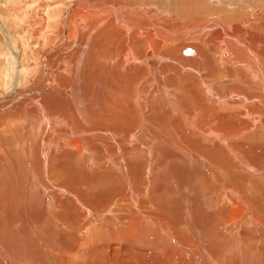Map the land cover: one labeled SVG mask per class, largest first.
Returning <instances> with one entry per match:
<instances>
[{
	"label": "bare ground",
	"instance_id": "obj_1",
	"mask_svg": "<svg viewBox=\"0 0 264 264\" xmlns=\"http://www.w3.org/2000/svg\"><path fill=\"white\" fill-rule=\"evenodd\" d=\"M149 1L16 9L0 264H264V0Z\"/></svg>",
	"mask_w": 264,
	"mask_h": 264
},
{
	"label": "rangeland",
	"instance_id": "obj_2",
	"mask_svg": "<svg viewBox=\"0 0 264 264\" xmlns=\"http://www.w3.org/2000/svg\"><path fill=\"white\" fill-rule=\"evenodd\" d=\"M44 1H47L48 2V0H0V4H1V6H0V16H1V13H2V11H1V8L3 7V5H5L7 8H9L10 10H11V13H9L8 14V16H9V21L12 23V26H11V29H12V36L14 37V39H15V43H14V45L11 43V37H10V39L9 40H7V36L9 35L8 33H6L5 31L3 32V29L1 30L0 29V69H7V67H8V64H7V55H8V53L6 54V52H3L2 53V49H4V48H6V46H7V42H8V44L11 46V47H13V48H19V41L21 42L22 40H24L23 42H22V44H24V43H26V41L28 40V42H30V43H28L29 44V46L33 43L32 41H31V39L33 40L34 38L29 34V36H31V39H30V37L28 38L27 37V39L25 38L24 39V36L26 35V34H28L30 31H29V27L27 28V31H25L24 32V28H25V26H24V24H19V25H17L16 24V22H20L19 21V18L15 15V11H16V9H19V8H22V6H28L30 3L32 4V6H33V8L32 9H30V11L29 12H32V10L34 11L35 9L34 8H40L41 7V9L44 7L43 5H39V4H42ZM49 1H53V0H49ZM155 1L156 0H151V1H149V4H153L154 5V3H155ZM157 3V2H156ZM193 3L194 4H196L197 6H202V4H203V2L201 1V0H193ZM28 4V5H27ZM30 4V5H31ZM49 4H52V3H49ZM40 6V7H39ZM54 6V5H53ZM224 6V5H223ZM223 6H219V8H221V7H223ZM218 8V7H217ZM59 9H56V6H54V7H52L51 8V10H50V12L53 14V15H56V12L58 11ZM27 11V12H28ZM168 11H170V9H168ZM14 15H15V17H14ZM17 18V19H16ZM35 19V18H34ZM33 18H32V21L34 20ZM192 49H194L195 50V48L194 47H191ZM186 49H187V47H186ZM28 49H26L25 51H26V53L27 54H29L28 53V51H27ZM5 51H7V50H5ZM2 53V54H1ZM22 53V51L20 50V54ZM184 53V52H183ZM185 54V53H184ZM183 54V55H184ZM184 56H187V54L186 55H184ZM17 61V63H16V65H15V70H17V69H19V68H21V63H20V58L18 59V60H16ZM29 61V60H28ZM27 66L29 67V65H28V63H27ZM20 73V72H19ZM5 79H7V74H5ZM2 84H5V83H2ZM0 94H1V88H0ZM243 124V123H242ZM13 140V139H12ZM14 143V144H13ZM9 142L7 145H9V151H8V153L7 154H4V155H1L0 154V166H2L3 165V169L1 168L0 169V180H2L0 183H1V186H0V188L2 189V190H4V189H7L8 188V185L10 184V182H9V180H11V174H12V172L10 171V170H12L13 171V165H22V163H20L21 162V160H18V162L16 163V159L14 160V156H16V153H17V151H16V149H15V142ZM13 152V153H12ZM11 155H10V154ZM13 154V155H12ZM15 154V155H14ZM8 156V157H7ZM11 156H13V157H11ZM17 157V156H16ZM13 159V160H12ZM20 161V162H19ZM9 171V172H8ZM196 204H199V203H196ZM211 212H213V211H211ZM29 235V237L31 238H33V236L31 235V233H29L28 234ZM207 236V235H206ZM29 238V239H30ZM207 239H208V237H207ZM31 240V242H32V239H30ZM206 246H207V248H208V251L211 253V255L212 256H214V258L216 257V255H215V252H216V250L215 249H213L212 248V241L210 240V239H208L207 241H206ZM211 246V247H210ZM82 250H84V249H82ZM212 252H213V254H212ZM86 259H84L83 260V262L82 261H80L81 262V264H85V261ZM39 262V261H38ZM38 262H35V263H33V264H39ZM41 262V261H40ZM225 264V263H224Z\"/></svg>",
	"mask_w": 264,
	"mask_h": 264
}]
</instances>
